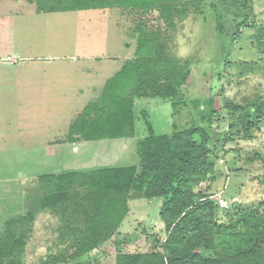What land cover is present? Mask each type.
I'll return each instance as SVG.
<instances>
[{"label": "rangeland", "instance_id": "rangeland-1", "mask_svg": "<svg viewBox=\"0 0 264 264\" xmlns=\"http://www.w3.org/2000/svg\"><path fill=\"white\" fill-rule=\"evenodd\" d=\"M248 3L245 8L232 1L219 9L228 13L222 35L187 21L175 36L174 54L193 62L185 106L175 113L169 101L135 100L133 137L76 143L67 139L70 124L87 104L98 101L106 81L133 55L138 19L155 24L146 20L156 14L141 16L118 7L38 12L35 0H0V230L5 219L25 211V197L36 191L39 175L136 165V144L146 134L142 110L156 134H169L172 125L182 129L201 124L191 105L195 100L212 95L218 106L224 99L264 100L263 74H244L242 69L243 63L264 59L256 47L264 42V0ZM233 15L238 21L247 17L246 24L237 30ZM212 128L207 148L215 178L195 191L213 193L225 202L224 209L264 202L259 181L264 176V122L251 141L227 140V125L220 118L213 119ZM255 154L258 159H252ZM160 205L159 198L129 202L118 231L121 237L133 234L135 240L122 246L124 252L158 250L164 237ZM57 224L49 213L35 215L24 264H37L54 250ZM105 246L92 251L85 264H114V253ZM200 254L212 255L203 247Z\"/></svg>", "mask_w": 264, "mask_h": 264}, {"label": "trees", "instance_id": "trees-1", "mask_svg": "<svg viewBox=\"0 0 264 264\" xmlns=\"http://www.w3.org/2000/svg\"><path fill=\"white\" fill-rule=\"evenodd\" d=\"M35 1L38 12L118 7L141 16L156 14L146 20L155 24L138 19L133 55L106 81L98 101L87 104L70 124L68 142L80 143L133 137L135 100L169 101L175 113L185 106L183 95L193 62L174 54L175 36L187 21L196 28L197 24L209 27L212 35H222V19L228 13L219 9L232 1L246 8L250 0ZM247 19L238 21L232 16L237 30ZM256 47L264 54V42ZM227 56L222 59L225 64ZM242 69L244 74L261 72L264 76V59L243 63ZM191 105L201 124L182 129L172 125L169 134H156L147 112H140L146 134L136 144V165L39 175L36 191L25 197V211L3 223L0 264H24L34 217L42 212L58 224L54 250L37 264H85L92 251L105 245L114 253V264H264V202L224 209L213 193L195 191L215 178L207 148L213 139V119L226 122L227 140L251 141L264 122V100L224 99L218 106L216 97L210 95ZM258 157L255 154L252 159ZM259 181L264 185V176ZM154 198L161 199L158 217L164 234L158 250L124 252L122 246L135 240L133 234L121 237L118 231L129 213V202ZM202 247L212 255L202 257Z\"/></svg>", "mask_w": 264, "mask_h": 264}, {"label": "built area", "instance_id": "built-area-1", "mask_svg": "<svg viewBox=\"0 0 264 264\" xmlns=\"http://www.w3.org/2000/svg\"><path fill=\"white\" fill-rule=\"evenodd\" d=\"M217 204H218L219 207H225V202L223 200H221V199H219L217 201Z\"/></svg>", "mask_w": 264, "mask_h": 264}]
</instances>
